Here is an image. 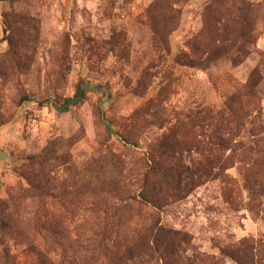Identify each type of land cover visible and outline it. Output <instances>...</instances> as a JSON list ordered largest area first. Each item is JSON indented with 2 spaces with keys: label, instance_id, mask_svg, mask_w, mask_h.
Segmentation results:
<instances>
[{
  "label": "rangeland",
  "instance_id": "374dc122",
  "mask_svg": "<svg viewBox=\"0 0 264 264\" xmlns=\"http://www.w3.org/2000/svg\"><path fill=\"white\" fill-rule=\"evenodd\" d=\"M39 250L264 264V0H0V264Z\"/></svg>",
  "mask_w": 264,
  "mask_h": 264
},
{
  "label": "trees",
  "instance_id": "16d2710c",
  "mask_svg": "<svg viewBox=\"0 0 264 264\" xmlns=\"http://www.w3.org/2000/svg\"><path fill=\"white\" fill-rule=\"evenodd\" d=\"M80 86H78L79 88ZM78 92H80L81 94V97L84 96V90L80 88V90L78 89ZM78 93L76 92L75 94V97L73 98H67V99H64L61 103L62 106H68L69 104H71L72 102L75 101V99L78 97ZM154 170V169H153ZM173 236L170 237V239H172ZM138 245H146V235L145 234H141V237L138 241ZM38 264H57L55 261L51 260L50 256L47 255V253H44L43 251H38Z\"/></svg>",
  "mask_w": 264,
  "mask_h": 264
}]
</instances>
